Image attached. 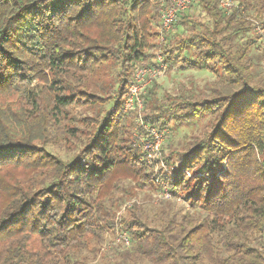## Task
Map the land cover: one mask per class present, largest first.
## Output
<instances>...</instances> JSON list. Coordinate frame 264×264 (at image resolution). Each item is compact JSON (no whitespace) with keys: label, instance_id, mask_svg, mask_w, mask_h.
Returning a JSON list of instances; mask_svg holds the SVG:
<instances>
[{"label":"trees","instance_id":"trees-1","mask_svg":"<svg viewBox=\"0 0 264 264\" xmlns=\"http://www.w3.org/2000/svg\"><path fill=\"white\" fill-rule=\"evenodd\" d=\"M197 1L208 21L187 10L161 39L160 0H0V264H88L120 184L162 190L123 110L134 66L155 65L156 38L169 69L214 76L207 97L165 102L154 83L141 94L151 126L203 122L159 175L187 208L152 224L132 204L130 246L101 261L264 264V73L243 15L264 29V0L228 11ZM180 26L190 33H171ZM62 138L76 141L68 157L50 150Z\"/></svg>","mask_w":264,"mask_h":264},{"label":"rangeland","instance_id":"rangeland-1","mask_svg":"<svg viewBox=\"0 0 264 264\" xmlns=\"http://www.w3.org/2000/svg\"><path fill=\"white\" fill-rule=\"evenodd\" d=\"M170 1L171 0H160L158 4L159 11L164 5L170 3ZM192 1V5H190L188 9V15L191 20L203 23L207 22L208 17L202 10L199 2L197 0ZM243 15H245L244 18L248 19L252 25V31L248 34L252 35L255 43L258 45L257 48L252 50V53L257 58L256 70L261 74L264 73V29L261 28L259 20H257L258 18H256L254 13ZM175 32L187 35L190 33V30H185L180 26L177 29H174L171 33ZM171 33H169L168 36ZM160 40L161 39L156 38L153 41L154 47L150 50L154 55L152 61H154L155 55L160 52L163 53L164 51L162 45L158 47ZM164 62L167 64L166 61ZM213 79L214 76L208 70L190 67L182 69L178 65H174L173 68L169 69L167 64L165 73L153 81V86L158 98L161 97L165 102H172L178 101V99L181 98V95L186 92L194 94L195 99L207 97L209 83ZM144 112L145 104L142 99L140 103H136L132 109L126 111V113L130 114V121L133 124L132 136L134 145L141 150L143 158L149 165V168L155 175H157V179H159L158 182H160L162 188H165V184L162 183V180L159 177L160 171L168 169V164L165 162L164 157L169 153H174V157L177 158L186 148L187 144L199 134L203 122H196L194 124H186L183 122L181 124H175L172 120H169L166 128H157L144 121ZM153 129L156 131V134L155 132L153 134ZM61 141L62 142L58 143L59 146H51L50 150L58 153L62 157L72 155V153L75 152L74 146L76 141H67L66 138H62ZM154 145H158V149H155ZM147 153H150L151 156H146ZM112 199L114 200V206L112 208L113 215L111 218L113 226L112 230H106L104 232L103 245L97 256L89 259L88 264H104L107 257L105 256L101 261V252H108L107 255L113 257L111 253L124 251L130 246V240L128 239L129 244H125L123 239V236H126V232L124 231L123 225H121V219L126 213H129V207H131L132 204H136L141 215L147 217L148 220L153 221L152 224L157 223L158 220L165 215V213H163L164 211L179 212L187 208L185 201L172 197L170 193L169 195H163L159 189L139 190L135 188L133 183L129 180L123 181L120 184L112 196ZM110 202L111 200L108 199L107 204ZM260 241L261 239L259 236L252 237V243L259 244Z\"/></svg>","mask_w":264,"mask_h":264},{"label":"built area","instance_id":"built-area-1","mask_svg":"<svg viewBox=\"0 0 264 264\" xmlns=\"http://www.w3.org/2000/svg\"><path fill=\"white\" fill-rule=\"evenodd\" d=\"M191 2L192 0H171L170 3L164 5L160 9L159 31L161 32V39L163 35L167 34L171 30L172 25L178 16L189 9ZM219 6L223 10L228 11L233 8L234 2L231 0H219ZM154 62L155 65L136 64L134 66L132 80L128 85L127 93L123 101L124 111L130 110L136 103H140L142 99L141 94L145 91V89L150 86L155 79L165 73L167 64L164 62L161 54H157ZM152 132L153 134L154 132L156 134L154 129ZM158 145H154V148L158 149ZM146 156L150 157L151 154L147 153ZM161 192L163 195H169L166 187H163ZM123 239L125 244H129L127 236H123Z\"/></svg>","mask_w":264,"mask_h":264}]
</instances>
